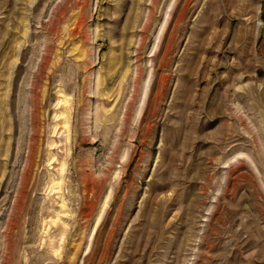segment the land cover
I'll list each match as a JSON object with an SVG mask.
<instances>
[{
    "label": "rangeland",
    "instance_id": "374dc122",
    "mask_svg": "<svg viewBox=\"0 0 264 264\" xmlns=\"http://www.w3.org/2000/svg\"><path fill=\"white\" fill-rule=\"evenodd\" d=\"M0 264H264V0H0Z\"/></svg>",
    "mask_w": 264,
    "mask_h": 264
}]
</instances>
